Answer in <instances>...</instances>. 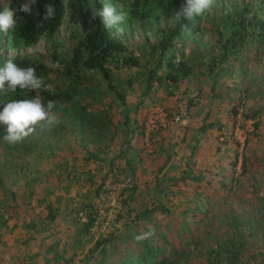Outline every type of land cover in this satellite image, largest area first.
<instances>
[{
	"label": "rangeland",
	"instance_id": "obj_1",
	"mask_svg": "<svg viewBox=\"0 0 264 264\" xmlns=\"http://www.w3.org/2000/svg\"><path fill=\"white\" fill-rule=\"evenodd\" d=\"M241 1L246 0H217V3L213 0L212 8L207 11L209 16H213L224 7L230 9L235 2L242 4ZM262 12L264 17V8L259 10V13ZM165 21L166 17L161 18L158 28L164 26ZM202 23L207 27L211 25L208 19ZM132 33L134 36L130 39L122 40L129 48L136 50V53L137 35L139 38L145 36L151 41L154 40L149 32L141 35L135 26ZM68 34L69 30H65L63 26L56 43L58 45L64 41L68 43L70 41L67 38ZM209 35L212 39L207 42V49L211 53L219 54L217 33L207 31H202L198 35L196 43L187 41L185 54L195 45L202 49ZM44 43L45 41H40L38 45ZM256 48L255 44L249 45L243 51L249 55L245 71L248 78L245 79V76L237 73L227 82L221 80L224 84L216 89V95L210 91V83L201 73L206 67L202 64L207 61V58L202 56L196 61L200 67L194 70L195 76L180 81L177 89H173V94L168 93L172 84L167 91L161 87L143 96L138 109L136 111L132 109L129 113L131 121L128 129H134L132 134L126 133L125 129H119L112 139L114 132L112 130L106 135V141L101 143L86 141V146L83 147L81 140H84L86 134L66 130L61 133L62 140L51 156L40 159L41 152L44 155L48 152L41 151L42 148L35 149L30 155L20 154V162L28 163L21 173L38 178L42 176L43 180L36 181L33 186L35 191L30 194L24 181L14 183L11 176L13 172L8 174L4 171L5 186L16 191L17 197L14 204L12 198L6 200L2 215L7 220L8 228L4 230L7 233L0 243H9V247L12 246V241L17 239L18 229L17 225L13 224L19 218H24L23 229L26 227L24 247L40 246L39 250L34 251L37 253L35 254L37 259L33 255L34 262H43V255H47L48 248H52L55 251L51 249L49 252L50 264H55L56 260V264H82L96 243H100V247L94 252V257L98 260L104 257V264L137 255L142 246L136 245L134 239L147 231L139 229L134 235L132 232L135 230H124L120 221H115L117 209H112L110 200L108 201L112 190L106 186L101 189L102 176L107 173L106 178L109 180L108 170L109 166H112L125 179H130L129 183L137 185V195L129 203V207L135 210L143 204L151 206V192L154 191L156 184L160 186L158 190L163 196L164 207L168 208L169 212L164 208L157 209L150 220L140 222L146 228H155L154 246L158 245L165 249L158 255L157 260L166 258L162 264H207L206 250L216 248L214 239L219 236L228 238L231 235L230 227L224 223L226 216L252 215L259 218L260 213H264V93L249 96L244 105H240L238 113L233 114L231 110L238 102L237 94L229 91L235 82H239L244 88L250 86L252 90H255L252 84L260 85L264 90L262 81L264 54L257 52ZM27 51L31 52L32 49ZM15 52L9 50L8 53ZM118 67L114 69L115 74L122 79L129 77L132 80L133 88L128 87L126 83L125 88L126 100L130 107L134 108L140 98L139 84L134 79L140 67L124 65ZM251 75L256 76V80L250 81ZM109 99V96H105L104 102L107 104ZM188 101L193 103L189 104ZM106 106L95 104L88 109L93 112L98 107L103 111ZM251 110H258L255 119L259 118L260 124L256 132H253L254 120L243 118V114ZM109 116L112 126H122L123 116L118 112L117 104H114ZM178 116L179 120L176 119ZM206 116V122H216L203 133L199 128L203 126ZM126 138H130L129 144L126 143ZM245 139L246 148L243 149ZM196 143L197 147L190 159L188 158L190 147ZM99 148L101 149L98 150ZM121 149L127 151V158H130L132 149L137 150L138 156L133 161V172L126 167L123 157H115ZM88 152L89 154L98 152L97 159L89 157ZM235 153L238 156L237 161ZM11 156V153L5 155L0 147V160H12ZM243 157L246 159V168L241 165ZM13 159L15 160L14 157ZM187 169L194 176L201 173L203 178L194 181L188 178L185 182L180 179H169L178 178ZM2 191L0 185V200L4 201ZM38 197L42 201H39ZM47 204H52L51 206L57 210L53 221L48 220ZM197 205H200L202 210L193 211ZM134 212L130 215L133 216ZM88 213H94V216L96 214L95 225L91 227L90 235L86 234V239L82 240V246L74 245L76 227L72 220L78 217L84 222ZM35 222L37 226L33 227L32 223ZM256 226L261 227L264 233V219ZM119 231L124 232L119 234ZM248 232L249 229L246 230L245 250L239 255L242 262L239 263L261 264L258 261L261 259L260 252L264 249L262 232L255 231L250 235ZM6 245L0 244V249ZM171 249L189 251L188 262H172ZM210 257L214 258L212 255ZM27 259L29 260L28 257ZM217 264L231 262L222 261Z\"/></svg>",
	"mask_w": 264,
	"mask_h": 264
},
{
	"label": "trees",
	"instance_id": "obj_2",
	"mask_svg": "<svg viewBox=\"0 0 264 264\" xmlns=\"http://www.w3.org/2000/svg\"><path fill=\"white\" fill-rule=\"evenodd\" d=\"M98 1L35 0L31 5L32 12L24 13L19 9L29 0H0V12L5 7L3 4L10 6L16 12L15 26L7 31L0 30V68H3L9 59L22 68L34 67L37 77L42 78L44 85L48 86L47 88L41 87L39 90H21L17 88L15 93L0 89V113L3 112L6 103L12 99H31L39 96L45 105L49 100L57 102L54 111L60 119V123L51 128L46 127L44 122L38 123L35 126V131L16 143H9L4 139L8 134V125L0 120V147L5 155L10 153L12 155V160H0V185L4 194V201L0 200V240L2 233L8 228L7 220L2 215L6 200L12 198L14 204L17 197L16 191L6 188L3 180L4 171L8 174L13 172L11 176L14 183L24 181L30 194L35 191L33 186L36 181L43 180L42 176L38 178L30 176L28 173H21L28 163L20 162V154L30 155L35 152V149L42 148L41 151L46 150L48 152L46 155L41 152L40 159L51 156L62 140L61 133L66 130L76 134H86L84 140H81L83 147L86 146V141L88 143L106 141V135L110 134L112 130L114 131L112 139L119 129H125L126 133L132 134L134 129H128L131 121L129 113L132 109L133 111L138 109L143 101V96L154 89H161V87H164L167 91L172 84L173 86H171L168 93L173 94V89H177L180 81L195 76L194 70L200 67V64L196 61H199L202 56H205L207 61L202 64L206 67L201 73L205 75L206 80L210 83V91L216 95V89L221 88L224 84L221 80L227 82L237 73L245 76V79L248 78L245 71L249 55L246 54L248 52L243 53V51L249 45L255 44L257 52L260 51L264 54V17L262 16L263 12L259 13V10L264 8V0L241 1V5L233 3L230 9L224 7L223 10H220L216 15L213 14V16H209V12L205 10L202 14L194 15L191 19L182 18L179 21L175 18V14L186 3V0H116L122 4L128 17L126 22L122 24L125 26L124 39L127 40L134 36L132 33L134 26L141 35L149 32V35L154 37V40L151 41L148 37L139 38L140 36L137 35L138 53H136V50L129 48L121 39L112 35L110 29L104 27L102 17L96 14V9L102 10V4ZM215 1L217 3V0ZM2 2L4 3L2 4ZM107 3L113 5L109 0H107ZM48 4L54 6L55 15L54 18L45 20V6ZM163 17H166L165 25L158 28L160 19ZM207 19L211 21L209 27L203 26L202 23L203 20ZM63 26L65 30H69L67 38L70 41L68 43L64 41L58 45L56 41ZM202 31L217 33L219 54L211 53L207 49V42L212 39L210 35L208 40L204 42L205 45L202 49L195 45L185 54L187 41L196 43L197 37ZM40 41H45V43L38 45ZM10 49L16 52L9 54L7 50ZM27 49H32V51L29 52ZM50 64H58L59 67H50ZM120 65L140 67L134 78L139 84L140 98L134 108L130 107V103L126 100L125 88V83L128 87L133 88L132 80L129 77L122 79L114 73V69L119 68ZM262 74V81L264 82V72ZM250 77L252 79L250 81L256 80V76L251 75ZM252 85L255 86V90H252L250 86L244 88L239 82H235L234 87L229 89V91L237 94L236 98L238 100L237 104L232 107L233 114L238 113L240 105H244V101L249 96L264 93L260 85ZM105 96L110 97L107 104L104 102ZM188 102L189 104L193 103ZM95 104L107 106L103 111L95 107L96 109L91 112L92 110L88 108L93 107ZM114 104H117L118 112L123 116L121 127L119 125L112 126L109 121V115ZM257 114L258 110H251L243 114V118L254 120L253 132L258 130L260 124L259 118L255 119ZM206 119L207 116L203 126L199 128L203 133L212 128L214 122H216H206ZM216 120L218 121V118ZM234 125L233 123L232 130H234ZM101 136H104V138H100ZM125 141L129 144L130 138H126ZM196 147L197 143L190 147L191 152L188 158L192 159L191 156L194 155ZM245 148L246 139L243 145V149ZM126 152L125 149H121L115 157H123L126 167L133 172V161L138 156L137 150H131L130 158L126 157ZM89 157L97 159L98 152H91ZM168 158L169 155L167 161ZM237 158L238 156L235 153L236 161ZM236 161H234V164H236ZM241 165L246 168L244 157ZM109 172L110 178L114 177L115 180H118L121 175L112 166H109ZM106 177L107 173L102 176L101 189L105 186L108 178ZM188 178L193 181L201 180L203 175L197 173L194 176L187 169L178 178L169 177V179H180L182 182H185ZM159 187L156 184L153 188L154 191L151 192L153 196H151V206L143 204L136 210L129 207V203L137 195V185L133 183L122 188L118 196L121 207L115 211V221H120L124 230H135L132 232L134 235L139 229L149 231V228L140 223L141 221L150 220L151 215L157 209L162 210L164 208L166 212H169V209L164 207L165 204L162 201L163 196L158 190ZM38 199L42 201L40 197ZM51 205L47 204L49 221H53L57 213V210ZM196 210H202V207L197 205L193 211ZM133 211H135L134 215L131 216L130 213ZM93 214L88 213L84 222H81L78 217L72 220L76 227V235L73 239L74 245L80 244L82 246V240L86 239V234L90 235V229L95 225V216L98 213L96 212L95 216ZM258 217L254 218L252 215L226 216L224 223L230 227L231 235L228 238L219 236L214 239L216 248L214 250L207 248L206 263L217 264V262L223 261L240 264L239 262L242 261L239 259V255L246 247V230L249 229V235L255 231L262 232L261 227L257 228L256 225L261 222V219H264V213H260ZM22 220L25 221L24 218ZM136 220L138 221L136 222ZM35 224L36 222L32 223V226H37ZM24 229L26 230L25 226ZM122 232L124 231H119V234ZM155 236L156 233L147 239L139 241L134 239L136 245L140 244L142 246L138 254L123 257L124 259L121 258L119 261L110 264L164 263L166 260L164 257L157 260L158 255L163 253L165 249L160 248L158 245L154 246L153 238ZM262 237L264 240L263 232ZM99 247L100 243H96L93 249L89 250V256L83 259L82 264H104V257L99 260L94 257V252ZM51 249L49 248V251ZM52 250L55 251V249ZM189 254V251L182 252L171 249L170 258L175 263L188 262ZM211 255L214 258H211ZM260 256L261 259L258 262L264 264V249L260 252ZM56 262L54 263L56 264Z\"/></svg>",
	"mask_w": 264,
	"mask_h": 264
},
{
	"label": "clouds",
	"instance_id": "obj_3",
	"mask_svg": "<svg viewBox=\"0 0 264 264\" xmlns=\"http://www.w3.org/2000/svg\"><path fill=\"white\" fill-rule=\"evenodd\" d=\"M113 3H107V0H99L102 7L96 9V14L102 17L105 28L110 29L112 35L123 39L124 28L122 25L128 19L126 11L122 4L116 0H109ZM35 0H29L28 3L20 7V11L24 13L32 12L31 5ZM4 2H2L3 4ZM236 3V2H235ZM213 0H186V3L181 6L180 10L175 14L177 21L183 19H191L194 15H200L205 10L211 8ZM239 5V4H238ZM241 5V4H240ZM5 6L0 12V30L7 31L14 27L16 23V12L10 6ZM7 6V7H6ZM46 12L44 19L49 20L54 18L55 8L48 4L45 6ZM123 41V40H122ZM11 50V49H10ZM9 52V50H7ZM50 67H59L58 64H50ZM5 85H7L5 87ZM41 87L47 88L44 85L42 78L37 77L34 67L22 68L14 63L11 59L7 60L4 67L0 68V89L10 93H15L17 88L23 90H39ZM56 101L49 100L45 105L39 96L31 99H12L6 103L3 112L0 113V120L8 125L7 135L4 137L9 143H16L35 131V126L44 122L48 128L57 126L60 123L58 114L54 111ZM179 120V117L176 118ZM121 204L119 203V209ZM155 235V228L150 227L149 231L136 237V240H143Z\"/></svg>",
	"mask_w": 264,
	"mask_h": 264
},
{
	"label": "crops",
	"instance_id": "obj_4",
	"mask_svg": "<svg viewBox=\"0 0 264 264\" xmlns=\"http://www.w3.org/2000/svg\"><path fill=\"white\" fill-rule=\"evenodd\" d=\"M23 220L20 218L16 223L17 225V232L15 241H12V246L9 247V243H0V244H7L3 248L0 249V264H50L48 255L49 250L46 251L47 255H43V262H34L33 255L37 254L34 252L35 250H39L40 246L37 245L36 247L33 245L24 247V234H26L25 229H23ZM15 223L13 224L15 226ZM7 233V232H6ZM6 233H2L1 240L5 239ZM0 240V241H1ZM49 249V248H48ZM29 258V260L27 259ZM37 259V256L35 255ZM47 258V259H46ZM11 260V261H10ZM48 261V262H45Z\"/></svg>",
	"mask_w": 264,
	"mask_h": 264
},
{
	"label": "built area",
	"instance_id": "obj_5",
	"mask_svg": "<svg viewBox=\"0 0 264 264\" xmlns=\"http://www.w3.org/2000/svg\"><path fill=\"white\" fill-rule=\"evenodd\" d=\"M130 179H125L122 175L119 176V180H115L114 177L113 178H109V180L107 179V181L105 182V186L108 189H111V195L108 198V201L110 200V207L112 209H117L119 207V200H118V196L120 194V191L122 188L130 185L131 183ZM81 215L82 212H80Z\"/></svg>",
	"mask_w": 264,
	"mask_h": 264
}]
</instances>
